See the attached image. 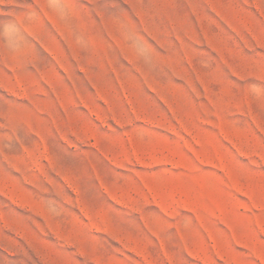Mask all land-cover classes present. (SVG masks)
<instances>
[{
    "label": "rangeland",
    "instance_id": "374dc122",
    "mask_svg": "<svg viewBox=\"0 0 264 264\" xmlns=\"http://www.w3.org/2000/svg\"><path fill=\"white\" fill-rule=\"evenodd\" d=\"M0 264H264V0H0Z\"/></svg>",
    "mask_w": 264,
    "mask_h": 264
}]
</instances>
